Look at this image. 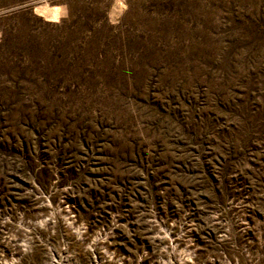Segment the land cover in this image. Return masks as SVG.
<instances>
[{"label": "rangeland", "instance_id": "obj_1", "mask_svg": "<svg viewBox=\"0 0 264 264\" xmlns=\"http://www.w3.org/2000/svg\"><path fill=\"white\" fill-rule=\"evenodd\" d=\"M0 264H264V0H0Z\"/></svg>", "mask_w": 264, "mask_h": 264}, {"label": "bare ground", "instance_id": "obj_2", "mask_svg": "<svg viewBox=\"0 0 264 264\" xmlns=\"http://www.w3.org/2000/svg\"><path fill=\"white\" fill-rule=\"evenodd\" d=\"M37 10L43 12L44 14H46L49 9L47 7H41V8H38Z\"/></svg>", "mask_w": 264, "mask_h": 264}]
</instances>
